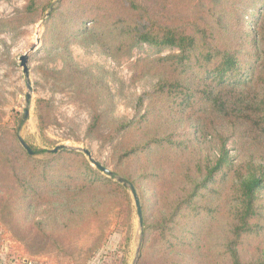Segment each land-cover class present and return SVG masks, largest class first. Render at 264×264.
Wrapping results in <instances>:
<instances>
[{"label": "trees", "instance_id": "obj_1", "mask_svg": "<svg viewBox=\"0 0 264 264\" xmlns=\"http://www.w3.org/2000/svg\"><path fill=\"white\" fill-rule=\"evenodd\" d=\"M22 11L0 19V30L34 20L37 0ZM43 11L45 47L63 59L61 80L107 96L109 107L94 111L88 131L101 138L103 121L111 125L103 138L113 143L117 171L103 174L76 149L29 143L31 155L17 117L0 142V217L15 236L39 254L93 229L84 263L103 246L114 215L130 219L121 175L141 199L144 186L150 194L149 205L140 199L137 264H264V0H52ZM76 42L115 59L139 43L169 49L135 66L139 77L157 79L147 106L140 97L133 118H116L108 86L73 61ZM36 114L43 132L53 119L50 100L38 99ZM233 136L235 155L227 146ZM209 137L214 154L203 146ZM40 206L49 207L45 220L31 219Z\"/></svg>", "mask_w": 264, "mask_h": 264}, {"label": "rangeland", "instance_id": "obj_2", "mask_svg": "<svg viewBox=\"0 0 264 264\" xmlns=\"http://www.w3.org/2000/svg\"><path fill=\"white\" fill-rule=\"evenodd\" d=\"M29 1L0 0V19L24 14L22 10ZM50 1L52 0H37L38 11L34 20L25 18L19 28L0 30V142H3V131H14L18 125L17 117L24 116V110L28 108L29 117L24 119L19 130L21 137L28 143L47 149L58 145H66L79 151L87 148L97 161L117 171L113 161V143L103 138L111 130V125L106 119L103 121L99 134L101 138L88 131L94 111L103 112L109 107L107 96L85 95L75 86L62 81L60 76L63 59L58 50L45 47L44 21L47 16L43 10L48 8ZM33 46L35 49L29 53L28 60L32 97L30 103H27V80L20 65V57ZM69 50L78 67L88 69L108 86L114 102L113 114L118 119L133 118L137 113L139 98L151 91L157 82V79L139 77L135 70L137 62L170 52L169 49L160 50L144 43L137 44L128 55L118 59L108 56L96 44L82 45L76 42L70 45ZM40 98L50 100L53 106L52 123L43 132L39 129L36 114V103ZM147 104L148 100L144 97V107ZM238 145L236 136L229 139L227 146L231 155L238 152ZM203 146L208 153L216 152L210 137L203 142ZM50 156L51 154L45 153L38 155V158ZM128 192L130 193L129 190ZM130 197L132 202L129 221L119 222L121 219L117 220L114 215L103 246L84 263V251L93 244L95 230L76 236L63 249L49 247L35 254L34 249L27 246L25 241L19 240L0 217V264H137L143 244L144 226L142 234L131 193ZM141 197L149 205L150 194L145 186ZM48 208L33 207L31 219L45 220Z\"/></svg>", "mask_w": 264, "mask_h": 264}, {"label": "water", "instance_id": "obj_3", "mask_svg": "<svg viewBox=\"0 0 264 264\" xmlns=\"http://www.w3.org/2000/svg\"><path fill=\"white\" fill-rule=\"evenodd\" d=\"M49 13L46 14V16H48ZM39 41V40H38ZM35 49V46L31 47L30 50L28 52H26L25 54H23L20 57V65L23 68V72L26 76V80H27V88H28V92L26 94V102L30 103L31 101V90H32V85H31V80H30V70H29V66H28V60H29V53L32 52ZM29 117V109L26 108L24 110V119H28ZM20 142L22 144V146L31 154H34L33 149L31 148V146L29 145V143L20 136ZM64 148H69L66 145H58L56 147H54L53 149H51V151L53 152H57L60 149H64ZM86 156L87 158L90 160V162L97 168H99L104 174L108 175V176H113L115 174V172L107 167H105L103 164H101L99 161H97L91 151L87 148H84L81 150ZM116 179L117 181H119L120 183H122L131 193L134 202H135V206H136V211H137V215L139 218V224L142 230V234H143V226H144V219H143V210H142V204H141V200H140V196L138 194V190L135 187V185L129 181L127 178L121 176V175H116Z\"/></svg>", "mask_w": 264, "mask_h": 264}]
</instances>
